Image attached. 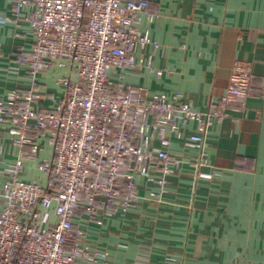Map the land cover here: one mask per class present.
<instances>
[{
	"label": "built area",
	"instance_id": "1",
	"mask_svg": "<svg viewBox=\"0 0 264 264\" xmlns=\"http://www.w3.org/2000/svg\"><path fill=\"white\" fill-rule=\"evenodd\" d=\"M23 4L32 7L27 21L34 42L29 52L16 54V62L30 84L0 100V128L7 127L21 150L30 148V159L41 152L39 139L47 138L53 157L37 165L45 185L18 178L23 159L9 170L0 190V264H111L105 250L84 243L85 232L74 218L82 214L101 225L99 215L127 214L139 200L137 177L155 184L158 193L150 196L161 200L167 177L181 165L169 153L168 133L179 137L189 122L196 124L188 138L198 152L191 163L196 176L214 178L200 170L207 166V131L213 120L221 122L231 108H244L258 93L252 64L235 61L225 94L198 112L188 103L163 94L149 97L142 87L111 80V69L138 67L136 50L158 48L136 29L140 16L157 17L148 0ZM53 68L67 72L55 80L63 97L55 108H42L38 76Z\"/></svg>",
	"mask_w": 264,
	"mask_h": 264
},
{
	"label": "crops",
	"instance_id": "2",
	"mask_svg": "<svg viewBox=\"0 0 264 264\" xmlns=\"http://www.w3.org/2000/svg\"><path fill=\"white\" fill-rule=\"evenodd\" d=\"M148 3L157 17L140 16L136 29L158 48L136 50L138 67L111 69L113 82L205 112L225 94L234 62L245 61L252 64L258 93L244 108H231L221 122L212 121L204 147L207 166L200 170L214 178L196 176L191 163L198 152L188 144L196 124L189 122L179 137L168 133L169 153L181 165L167 177L161 200L150 196L158 193L155 184L137 177L139 200L127 214L99 215L101 225L78 214L74 225L84 230L87 246L108 253L111 264H264V0ZM31 12L23 0H0V100L13 89L29 87L16 54L33 46ZM66 73L53 68L38 76L40 107L57 106L63 89L55 80ZM39 144L41 152L30 159V148L21 150L7 127L0 128V190L19 159L18 178L45 185L37 165L53 153L47 138Z\"/></svg>",
	"mask_w": 264,
	"mask_h": 264
}]
</instances>
